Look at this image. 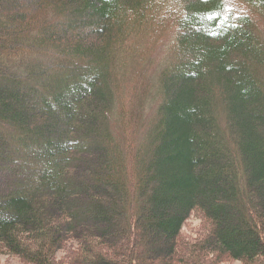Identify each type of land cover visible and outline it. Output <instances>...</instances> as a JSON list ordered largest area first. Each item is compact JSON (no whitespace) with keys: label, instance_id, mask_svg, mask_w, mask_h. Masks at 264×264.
I'll return each instance as SVG.
<instances>
[{"label":"trees","instance_id":"16d2710c","mask_svg":"<svg viewBox=\"0 0 264 264\" xmlns=\"http://www.w3.org/2000/svg\"><path fill=\"white\" fill-rule=\"evenodd\" d=\"M165 1L0 0V255L264 264V0Z\"/></svg>","mask_w":264,"mask_h":264},{"label":"rangeland","instance_id":"374dc122","mask_svg":"<svg viewBox=\"0 0 264 264\" xmlns=\"http://www.w3.org/2000/svg\"><path fill=\"white\" fill-rule=\"evenodd\" d=\"M161 6L162 8L157 9L158 13L154 17V21H152L149 30L147 31V33L144 34V37L140 41H137L136 42L137 44L130 45V50L134 46L133 48H136V50L142 51V47L145 44H148L149 45L148 51L146 50L140 56H144L145 58H147L146 56L147 54L148 56L152 58V61H151L152 64L158 63L157 61L160 60L159 58L164 55V51L166 47H168L170 38L172 37V31H173V24H171L172 16L170 14L172 7L170 5L169 0L163 2ZM245 8H246L245 5H242V3H240L237 0H227V9H232L234 11H241V10H245ZM162 9L166 11L162 13ZM144 63L146 65L147 60ZM196 222L197 220H195L194 218H191L188 224V227L193 225V223H196ZM0 264H20V262L18 258L15 256L0 255ZM231 264H238V261H234Z\"/></svg>","mask_w":264,"mask_h":264}]
</instances>
